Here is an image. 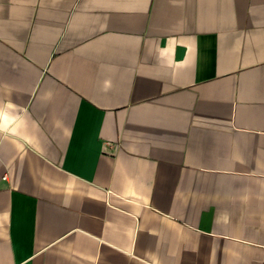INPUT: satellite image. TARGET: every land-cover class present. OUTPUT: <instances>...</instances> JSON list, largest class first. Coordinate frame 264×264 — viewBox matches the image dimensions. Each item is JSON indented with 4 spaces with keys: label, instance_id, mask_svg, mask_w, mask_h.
Segmentation results:
<instances>
[{
    "label": "crops",
    "instance_id": "crops-1",
    "mask_svg": "<svg viewBox=\"0 0 264 264\" xmlns=\"http://www.w3.org/2000/svg\"><path fill=\"white\" fill-rule=\"evenodd\" d=\"M0 264H264V0H0Z\"/></svg>",
    "mask_w": 264,
    "mask_h": 264
}]
</instances>
